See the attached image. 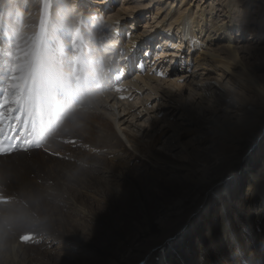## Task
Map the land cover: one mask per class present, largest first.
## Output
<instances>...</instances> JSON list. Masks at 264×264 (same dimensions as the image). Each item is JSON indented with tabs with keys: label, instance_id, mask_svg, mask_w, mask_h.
<instances>
[{
	"label": "bare ground",
	"instance_id": "1",
	"mask_svg": "<svg viewBox=\"0 0 264 264\" xmlns=\"http://www.w3.org/2000/svg\"><path fill=\"white\" fill-rule=\"evenodd\" d=\"M1 88L0 264H264V0H0Z\"/></svg>",
	"mask_w": 264,
	"mask_h": 264
},
{
	"label": "rangeland",
	"instance_id": "2",
	"mask_svg": "<svg viewBox=\"0 0 264 264\" xmlns=\"http://www.w3.org/2000/svg\"><path fill=\"white\" fill-rule=\"evenodd\" d=\"M12 3L14 2V1H11ZM27 6H28V3L26 2V4H25V6H24V9H25V11H27L26 9H27ZM106 11H103V13H105ZM90 17H91V15H90ZM82 21H83V24H87V22H86V20L85 19H82V17L80 18ZM138 19V18H137ZM148 19V17L145 19V18H140L139 20H137V21H134V22H136L135 23V26L136 25H138L139 26V24L138 23H142V21H145V20H147ZM130 20H132V18L131 19H129L127 22H129ZM85 21V22H84ZM106 25H108L107 24V22H106ZM131 24H129L128 26H130ZM133 25V24H132ZM84 26H86V25H84ZM87 27V26H86ZM110 27V26H109ZM112 27H114V28H116L115 26H112ZM89 28V27H88ZM139 28L141 29V27L139 26ZM127 29H129V28H127ZM139 29V30H140ZM71 30V29H70ZM109 31V30H108ZM69 33H70V31H69ZM94 34H96V33H94ZM15 38V34H13V39ZM159 38V36H157V39ZM13 39H12V41H8L7 42V44H6V48H10V47H15V45H14V42H13ZM244 39V38H243ZM159 40V39H158ZM99 41V38L98 37H96V40H95V42H98ZM245 41H247V38L245 37ZM67 42L69 43V34H68V37H67ZM243 43V42H242ZM68 45L69 44H67V47H68ZM97 45H100V43H97ZM58 47H59V49H56L55 51H56V56H63V53L65 54V55H67L68 56V51H69V49L67 48V49H63L62 47H61V44H58L57 45ZM156 46V48H157V45H153V47H155ZM152 55H153V53H152ZM146 62H150V58L148 57H146ZM10 65L11 64H9V66L7 67V77L5 78V80L6 79H8V75H9V72H10ZM24 66H25V64H23V65H21L20 67H19V70L21 71V73H22V71H23V69H24ZM135 68V67H134ZM175 73H173V76H175L174 75ZM4 80V81H5ZM2 85H4V82L2 83ZM5 86H6V82H5ZM4 88L2 89V91H1V93H0V95H2L3 96V92H4ZM207 93L209 94V95H213V93H211V91H207ZM42 150V149H41ZM137 169H140V171L141 172H143V170L144 169H142V168H140V167H137ZM149 171V170H148ZM23 226H25V224L23 225ZM27 233H23L22 235L23 236H25ZM27 236V235H26Z\"/></svg>",
	"mask_w": 264,
	"mask_h": 264
},
{
	"label": "snow or ice",
	"instance_id": "3",
	"mask_svg": "<svg viewBox=\"0 0 264 264\" xmlns=\"http://www.w3.org/2000/svg\"><path fill=\"white\" fill-rule=\"evenodd\" d=\"M139 67L141 68V70L144 69L143 64L139 65ZM155 74L159 75L161 78H164L165 77V73H163V72H156Z\"/></svg>",
	"mask_w": 264,
	"mask_h": 264
}]
</instances>
